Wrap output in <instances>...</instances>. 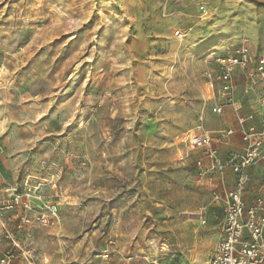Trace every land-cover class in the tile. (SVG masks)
<instances>
[{
    "label": "rangeland",
    "instance_id": "374dc122",
    "mask_svg": "<svg viewBox=\"0 0 264 264\" xmlns=\"http://www.w3.org/2000/svg\"><path fill=\"white\" fill-rule=\"evenodd\" d=\"M243 43L264 55V0H0V201L35 188L31 209L3 215L0 259L207 264L243 144L205 71ZM194 132L214 138L222 174ZM242 191H264V162Z\"/></svg>",
    "mask_w": 264,
    "mask_h": 264
},
{
    "label": "built area",
    "instance_id": "2783aa9c",
    "mask_svg": "<svg viewBox=\"0 0 264 264\" xmlns=\"http://www.w3.org/2000/svg\"><path fill=\"white\" fill-rule=\"evenodd\" d=\"M217 70H206L205 76L212 88V95H224V99L234 106L237 112L240 132L245 142V150L240 154H233L229 164L238 176L239 188L227 191L222 196L224 218L219 224V240L207 264H264V195L258 196L254 203L248 205L242 196V188L247 181V168L264 160V96L260 98L262 110L260 124L247 125V118L239 112L241 104L234 98V72L237 67L252 68L247 73V82L244 87L250 93L257 82H264V55L255 56L246 44L233 47L226 55L216 58ZM217 91V93H216ZM223 103H215L212 107L214 113L223 111ZM187 141L193 148L202 149L212 161V168H224L218 157V149L214 146L212 137L199 132L187 136ZM201 165V161H198ZM35 188L26 183V193L14 195L9 199L0 201V241L7 236V227L3 215L17 207L31 209V192ZM47 212L55 216L58 205L46 203ZM37 220L41 224H48L49 217L44 212H38ZM25 222L31 220L23 217ZM206 220L203 219V223ZM110 245L115 240H109ZM109 258L110 252L106 250L102 255ZM13 255L8 253L0 259V264H8Z\"/></svg>",
    "mask_w": 264,
    "mask_h": 264
},
{
    "label": "crops",
    "instance_id": "0c3cea01",
    "mask_svg": "<svg viewBox=\"0 0 264 264\" xmlns=\"http://www.w3.org/2000/svg\"><path fill=\"white\" fill-rule=\"evenodd\" d=\"M251 68H252V65H250V66H249L248 68H246V69H243V68H240V67H237V68L235 69V72H234V83H235V86H234V98L237 100V102H239V103L241 104V109L239 110V112H240L241 114H243L246 118H247V116H246V114L244 113V110H243V109H244V106H246V105H248V107L251 109V110L249 109L250 111H255V112L257 113V118H255L254 120H251V119L248 120V118H247V120H246V124H247V125L255 124V125L259 126V124H260V113H261V110H262V105H261V102H260V98H261L262 96H264V82H263V81H259V82H257L256 85H255V87H254V89H253L250 93H246V92L244 91V87H245L246 82H247V73H248V71H249ZM245 74H246V78H245V83H244V85H243V91L245 92V94H247V96H246V99H247V100H241V99H239V98L237 97V95H236V82H237V79H238L239 76H241V75H244V76H245ZM218 94H219L218 97H215V96L212 95V94L209 95L208 98H207V101L211 103V109H212L213 105H214L215 103H217V101H218L219 103H223V104H224V106H223V111H222L221 113H215V114H222V113L225 111V108H226L227 106H231V107L233 108V110H234V112H235V114H236L237 124H236V126H235L234 128H233V127H230V128L227 130V134H228V135H232V134L236 133V134H238V136L240 137V139H241V141H242V144H243V145H242V148H241V151H240V152H237V154H240V153H242V152L245 150V142L243 141L242 136H241L240 125H239V122H238L237 112L235 111L234 106L231 105V104H229L228 101H226V100L224 99V95H223L222 93H218ZM213 113H214V112H213ZM202 134H204V133H202ZM206 135H208V134H206ZM209 136H210V135H209ZM212 140H213V144H214V146L218 149L217 144H216V142H215V140H214L213 137H212ZM197 149H199V148H197ZM200 150H202V149H200ZM202 151H203V150H202ZM204 154H205V153H204ZM205 155H206V154H205ZM206 158L209 160V164L211 163V164L213 165V161H212L208 156H206ZM262 162H264V160H263V161H259V162L255 163V164L262 163ZM255 164L249 166V167L247 168V170H248L250 167L254 166ZM230 166H231V165H230ZM231 167H232V166H231ZM215 169H218V171L222 174V172H223V168L220 169V168L216 167ZM232 169H233V168H232ZM243 187H244V186H243ZM242 190H243V188H242ZM227 191H230V190H226V191L223 193V195H224ZM241 193H242V196H243L244 200L246 201V203H247L248 205L254 203L255 199H256L258 196H260V195H264V191L257 192V193L255 194V196H254L253 201H252L251 203H249V202L247 201L246 196H245V194L243 193V191H241ZM223 195H222V196H223ZM222 196H221V197H222ZM222 208H223V205H222ZM223 218H224V211H223V217H222L221 221L223 220ZM221 221L219 222V224L221 223ZM110 254H111V253H110Z\"/></svg>",
    "mask_w": 264,
    "mask_h": 264
}]
</instances>
